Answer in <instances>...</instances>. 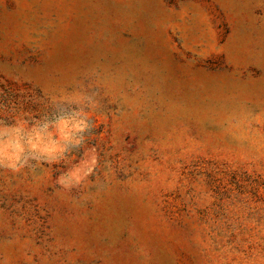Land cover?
Masks as SVG:
<instances>
[{"label": "rangeland", "instance_id": "1", "mask_svg": "<svg viewBox=\"0 0 264 264\" xmlns=\"http://www.w3.org/2000/svg\"><path fill=\"white\" fill-rule=\"evenodd\" d=\"M61 118L0 156V264H264V0H0V146Z\"/></svg>", "mask_w": 264, "mask_h": 264}, {"label": "clouds", "instance_id": "2", "mask_svg": "<svg viewBox=\"0 0 264 264\" xmlns=\"http://www.w3.org/2000/svg\"><path fill=\"white\" fill-rule=\"evenodd\" d=\"M48 125H44L42 129L37 130L33 128L29 133H23V126H18L8 130L5 134L8 138L4 141L3 145L0 146V156L7 162L9 166H12L20 156L22 152L25 151V147L29 151H37L45 156H53L55 154L64 151L61 146V142H73L78 143V141L72 138L76 133L82 132L84 130V123L82 120L64 119L61 118L56 121L55 135L56 140L52 139L53 133L47 131ZM23 133V141L21 139Z\"/></svg>", "mask_w": 264, "mask_h": 264}]
</instances>
